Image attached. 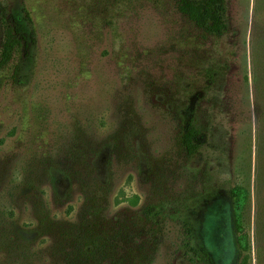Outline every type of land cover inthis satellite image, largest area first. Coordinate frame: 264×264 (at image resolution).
I'll return each instance as SVG.
<instances>
[{
  "label": "rangeland",
  "instance_id": "1",
  "mask_svg": "<svg viewBox=\"0 0 264 264\" xmlns=\"http://www.w3.org/2000/svg\"><path fill=\"white\" fill-rule=\"evenodd\" d=\"M180 1L0 0V264H205L190 223L234 264L231 187L264 264V0H227L223 35ZM25 12L35 40L4 63Z\"/></svg>",
  "mask_w": 264,
  "mask_h": 264
},
{
  "label": "trees",
  "instance_id": "2",
  "mask_svg": "<svg viewBox=\"0 0 264 264\" xmlns=\"http://www.w3.org/2000/svg\"><path fill=\"white\" fill-rule=\"evenodd\" d=\"M179 9L206 32L223 35L228 30L227 0H181ZM13 18L10 24L6 20V34L2 49V61L4 63L10 60L17 47L30 45L35 40L29 14L25 12L19 16L15 13ZM201 135L200 127L196 125L194 118L189 117L181 132V142L188 154L193 155L200 149ZM227 196L231 202L234 235L238 248L234 264H247L246 251L249 249L250 242L242 219V210L247 197H245V192L241 187L228 188ZM145 212L151 213L152 208L148 207ZM186 229L191 240L185 243V253L192 261L215 264L213 257L198 237L196 225L190 223Z\"/></svg>",
  "mask_w": 264,
  "mask_h": 264
}]
</instances>
